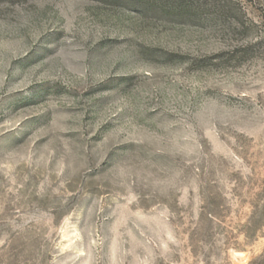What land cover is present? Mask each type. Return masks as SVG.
Here are the masks:
<instances>
[{
	"label": "rangeland",
	"instance_id": "374dc122",
	"mask_svg": "<svg viewBox=\"0 0 264 264\" xmlns=\"http://www.w3.org/2000/svg\"><path fill=\"white\" fill-rule=\"evenodd\" d=\"M264 253V0H0V264Z\"/></svg>",
	"mask_w": 264,
	"mask_h": 264
},
{
	"label": "trees",
	"instance_id": "16d2710c",
	"mask_svg": "<svg viewBox=\"0 0 264 264\" xmlns=\"http://www.w3.org/2000/svg\"><path fill=\"white\" fill-rule=\"evenodd\" d=\"M249 264H264V253L254 258Z\"/></svg>",
	"mask_w": 264,
	"mask_h": 264
}]
</instances>
